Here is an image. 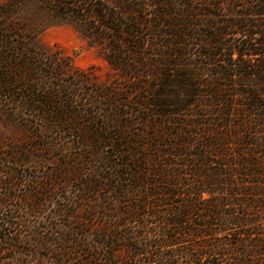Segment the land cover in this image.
I'll list each match as a JSON object with an SVG mask.
<instances>
[{"label":"trees","instance_id":"16d2710c","mask_svg":"<svg viewBox=\"0 0 264 264\" xmlns=\"http://www.w3.org/2000/svg\"><path fill=\"white\" fill-rule=\"evenodd\" d=\"M33 1L100 46L117 75L113 101L124 104L132 94L135 105L119 113L112 138L96 125L92 138L77 136L85 154L40 140L38 124L4 148L0 264L9 250L24 264L16 256L26 253L21 227L33 225L16 212L36 215L49 193L79 179L78 199L91 200V219L78 222L91 226V264H264V0L0 1V107L25 88L21 112L62 126L97 116L91 98L85 113L73 109L72 84L55 82L69 63L59 65L26 30L20 11ZM43 150L65 151L57 174L28 178L25 168ZM26 186L30 203L13 194ZM14 198L20 204L12 209ZM76 207L66 198L53 214L72 218ZM59 239L66 253L57 261L75 264L72 249H85L66 248L72 244L64 234Z\"/></svg>","mask_w":264,"mask_h":264},{"label":"rangeland","instance_id":"374dc122","mask_svg":"<svg viewBox=\"0 0 264 264\" xmlns=\"http://www.w3.org/2000/svg\"><path fill=\"white\" fill-rule=\"evenodd\" d=\"M105 1L112 2V0ZM20 12V16L26 22V30L34 37L35 44L47 54L54 56L59 65L61 62L67 65L64 60L69 63L67 67L62 68L63 74L62 77L60 76V80H55V82H62L66 85L72 84L69 86L74 89V96L77 98V104L74 102L72 105V107L75 106L73 109L78 110L80 113H85L88 108L91 109L92 107L96 112L97 118L96 122L82 119L79 123H65L62 124V126L53 120H40V118H36L34 114L21 112L19 96L23 94L25 88H20L16 90L10 105L0 107V161L4 162L2 157L5 150L4 148L8 147L9 143H20L28 138L31 130H29L27 124H38L37 128H40V132L36 135L40 136V140H47L48 138L57 139L62 148H68L78 154H85L88 148L79 143L77 136L92 138L93 136L92 133L89 132V129L93 128L95 125L100 129H104L102 133L104 136L111 138L115 136L118 129V122L123 120L119 113L122 114L132 111L135 103L133 102L132 94L128 99H123L124 104H118L113 101V98L117 96L113 93L114 81L117 75L116 71L101 54L100 46L91 45V40L84 36V34L71 23L57 21L39 4V2H31L29 5L23 7ZM225 18H227V16ZM70 67L82 70L83 74L72 70ZM35 78L41 80L45 77L36 75ZM122 83L125 88L130 85L129 81L126 80H122ZM65 94L66 93L63 92L62 96ZM119 96L124 95L120 94ZM5 97V92L0 93V100ZM66 97L64 96V99ZM89 98H91V107L88 105L90 102L87 101ZM110 100H112L113 103ZM95 101H97V103H95ZM61 103L64 108L67 107L66 104L68 103L65 101ZM73 125L76 126L74 130L72 129ZM46 128L47 130L45 131L44 129ZM59 128L62 130H56ZM39 152L44 155L38 158L34 157L32 159L33 164L31 167L25 168L26 173L24 174L27 175L28 178L35 177L34 179H36L37 177V180L42 181L51 173L53 176L57 174L56 171H54L58 169L56 163L63 161L64 158L63 156H59V154L66 153L64 150L54 152L56 155L52 152L49 153L47 150ZM88 161L89 160L85 163L86 166H84L83 170L85 175H87V179L90 177L87 172L91 170L92 164V162ZM77 185L81 186L80 179L77 184L59 187L49 193L46 202L42 205V208H39L41 211L36 213V215L28 217V214L23 211H20L21 213L16 212L17 218L20 217V220L33 225L30 230L29 228L21 227V235H23L26 241L22 247L26 253L20 256L18 252H16V256H19L24 264H60L57 258L61 257L62 253H66L63 249L64 242L59 239L60 234H64L70 239L72 245H67L66 248H69L68 246L73 248V245L78 243L86 250H82L79 247H74L72 249V260L75 264H91V261L87 262V257L91 258V226L83 225V228L79 229L78 225L80 221L85 224L83 221L84 217H89L91 219V200L85 202L78 199L80 192L76 190ZM30 188L29 186L19 187L13 191V194L21 197V199H25L27 203H30V199L28 198L32 196L30 195ZM71 197L76 201L77 207L73 211L76 216L72 215V218L54 216L53 213L58 206V201L63 203L66 198ZM18 199L14 198L8 200L9 208L13 209L17 207V205L20 204ZM36 232H39L42 241L48 240L47 242L49 243L47 247H45L44 244L40 246L36 241L38 236V234H35ZM230 238L234 239L235 237L231 236ZM52 239L57 241L51 242L50 240ZM234 247L233 245L232 248ZM13 254L14 252L10 250L4 252L2 254V264H16L15 260L12 258ZM218 260L221 262L219 264H233L231 259L219 258Z\"/></svg>","mask_w":264,"mask_h":264}]
</instances>
